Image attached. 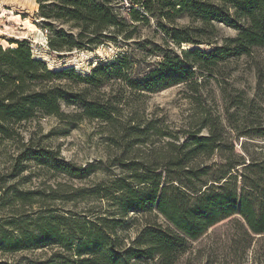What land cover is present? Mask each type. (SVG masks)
<instances>
[{"label": "trees", "instance_id": "obj_1", "mask_svg": "<svg viewBox=\"0 0 264 264\" xmlns=\"http://www.w3.org/2000/svg\"><path fill=\"white\" fill-rule=\"evenodd\" d=\"M37 1L39 16L51 30L49 46L53 51L94 49L106 41L118 44L138 34L137 24L151 25L153 21L156 29L165 32L178 47L183 43L214 45L211 51L195 47L181 50L173 58L164 56L144 83L131 84L137 89L159 91L182 83L198 90V70L210 71L221 60L249 56L264 47V0H126L132 23L114 7L113 1L122 0ZM183 19L187 21L182 23ZM218 23L236 29V36L223 38L218 44ZM63 24L69 29L60 27ZM14 42L18 43L16 47L0 46V142H12L18 148L9 168L12 176H18L26 170L23 161L27 158L40 164L55 158L53 151L25 145L24 123L41 116H64L62 102L78 105L87 118L115 120L116 108L112 105L88 99L84 90L70 91L55 81L75 76L98 87L115 78L126 80L130 62L128 53H122L112 62L95 65L88 75L78 74L74 68L51 71L33 56L27 42ZM204 126L208 129L206 135L199 130L189 131L182 143L168 141L167 149L154 160L127 163L132 181L115 179L102 190L104 197L118 206L117 217L78 219L69 224L53 221L58 217L54 209H49L48 215L36 216L39 218L34 230H23L18 236L4 231L0 251L55 245L68 252L56 264H175L189 240L198 239L210 227L235 214L241 215L254 234H264V157L207 162V158L220 154L226 143L216 119L206 118ZM137 128H130V136L137 135L138 140L154 130L151 126L141 131ZM155 132L167 135L160 129ZM53 168L78 177L86 173V169L61 159L54 161ZM39 196L37 191L14 185L2 192L4 199L23 207L38 202ZM133 211L150 215L128 245L120 226L129 219L131 223L138 220L137 216H129ZM153 214L163 221L153 218ZM63 222L70 231L63 230Z\"/></svg>", "mask_w": 264, "mask_h": 264}, {"label": "rangeland", "instance_id": "obj_2", "mask_svg": "<svg viewBox=\"0 0 264 264\" xmlns=\"http://www.w3.org/2000/svg\"><path fill=\"white\" fill-rule=\"evenodd\" d=\"M113 2L122 17L134 22L129 18L126 0ZM39 11L37 0H0V46L7 49L16 47V40L25 41L33 56L46 63L51 71L74 68V72L88 75L95 65L112 62L122 53H128L130 67L126 70V80L115 78L98 87L78 81L75 76L55 81L70 91L84 90L88 99L112 105L116 115L112 122L87 118L78 105L62 102L64 116H41L24 123L25 145L53 151L55 158L48 164L27 158L23 161L24 173L12 176L10 163L18 148L12 142H0V235L5 231L18 236L23 230L36 229L35 221L39 218L36 216L48 215L49 209H54L58 217L53 221L69 224L78 219L100 221L97 218L117 217L118 206L111 204L102 190L115 179L132 181L128 162L154 160L167 149L168 141L182 143L189 131L199 130L206 135V118L220 123L226 143L223 151L207 158V162L237 160L240 156L246 161L264 157V47L255 49L249 56L221 60L210 71L198 70V90L181 83L147 91L131 84L144 83L164 56L173 58L181 50L195 47L211 51L214 45L183 43L178 47L165 32L156 29L153 21L151 25L137 24L138 34L129 40L121 39L118 44L106 41L94 49L58 52L49 46L51 30ZM62 26L69 29L67 24ZM217 26L218 44L238 32L223 23ZM133 126H138L140 131L147 126L154 130L145 132L138 140L137 135L130 136ZM155 128L167 135L156 134ZM3 153L11 158L6 159ZM59 159L86 169V173L78 177L54 169V161ZM13 185L25 191H37L42 200L36 197L38 202L23 207L17 201L4 199L2 192ZM25 214L34 219H26ZM147 215L150 214L130 212L129 216H137L138 220L131 223L129 219L120 226V232L128 237V245ZM64 223H61L63 230L70 231ZM66 254L55 245L0 251V264H56ZM175 264H264V234H254L241 215L235 214L210 227L198 239L189 240Z\"/></svg>", "mask_w": 264, "mask_h": 264}]
</instances>
